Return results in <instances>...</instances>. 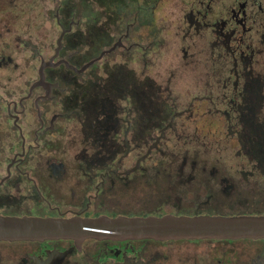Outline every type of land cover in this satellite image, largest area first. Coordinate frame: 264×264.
<instances>
[{
  "label": "flooded vegetation",
  "instance_id": "flooded-vegetation-1",
  "mask_svg": "<svg viewBox=\"0 0 264 264\" xmlns=\"http://www.w3.org/2000/svg\"><path fill=\"white\" fill-rule=\"evenodd\" d=\"M169 215L264 216V0H0V264H264Z\"/></svg>",
  "mask_w": 264,
  "mask_h": 264
},
{
  "label": "water",
  "instance_id": "water-1",
  "mask_svg": "<svg viewBox=\"0 0 264 264\" xmlns=\"http://www.w3.org/2000/svg\"><path fill=\"white\" fill-rule=\"evenodd\" d=\"M0 219V236L8 232ZM8 227V226H7ZM6 230V231H5ZM116 233L158 238H240L264 237V216H164L162 218L120 219Z\"/></svg>",
  "mask_w": 264,
  "mask_h": 264
}]
</instances>
